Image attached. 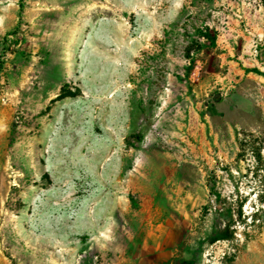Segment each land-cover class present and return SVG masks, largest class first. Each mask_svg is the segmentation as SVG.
Returning a JSON list of instances; mask_svg holds the SVG:
<instances>
[{
	"label": "rangeland",
	"instance_id": "1",
	"mask_svg": "<svg viewBox=\"0 0 264 264\" xmlns=\"http://www.w3.org/2000/svg\"><path fill=\"white\" fill-rule=\"evenodd\" d=\"M218 34H264V0H0V264H108L160 177L203 190L156 199L190 207L172 264H264V119L196 90Z\"/></svg>",
	"mask_w": 264,
	"mask_h": 264
},
{
	"label": "crops",
	"instance_id": "2",
	"mask_svg": "<svg viewBox=\"0 0 264 264\" xmlns=\"http://www.w3.org/2000/svg\"><path fill=\"white\" fill-rule=\"evenodd\" d=\"M217 38L215 58L209 62L210 70L200 73L196 90L202 96L216 90L214 98L221 102L245 96L248 107H240L233 101L232 109L242 118L255 116L256 119H264V34H218ZM207 105L204 101L196 104L194 112L184 117L183 126L194 130L196 144L200 141L199 146L192 145L199 155L204 154L206 147L211 151L210 145L202 142L210 117L201 111ZM249 112L255 114L249 115ZM154 179L155 189L149 191L140 187L135 192L141 200L137 211L139 228L132 232L125 249H120L114 240H110L112 249L108 264H172V259L177 257L181 240L173 238L182 230L180 223L191 214L190 207L185 203L162 207L158 206L156 199L166 200L170 195L175 200L191 199L202 196L203 190H195L188 182H183L184 189L171 190L168 178ZM196 192L200 193L199 196ZM134 247L135 255L131 254Z\"/></svg>",
	"mask_w": 264,
	"mask_h": 264
},
{
	"label": "built area",
	"instance_id": "3",
	"mask_svg": "<svg viewBox=\"0 0 264 264\" xmlns=\"http://www.w3.org/2000/svg\"><path fill=\"white\" fill-rule=\"evenodd\" d=\"M82 258H85L86 256H81ZM91 264H102L100 258L97 255H93L89 258Z\"/></svg>",
	"mask_w": 264,
	"mask_h": 264
}]
</instances>
